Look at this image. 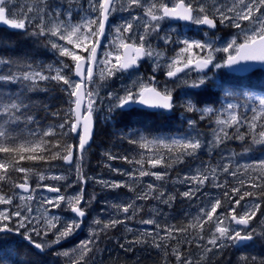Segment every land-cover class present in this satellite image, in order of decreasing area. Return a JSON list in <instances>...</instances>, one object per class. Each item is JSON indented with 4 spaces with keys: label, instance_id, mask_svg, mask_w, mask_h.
<instances>
[{
    "label": "snow or ice",
    "instance_id": "6c2138e0",
    "mask_svg": "<svg viewBox=\"0 0 264 264\" xmlns=\"http://www.w3.org/2000/svg\"><path fill=\"white\" fill-rule=\"evenodd\" d=\"M133 8L142 9L143 16L131 15L130 10ZM116 12H129L131 19L113 28L114 35L109 49L104 52V58L99 59L98 50L107 36L110 18ZM166 20L184 21L190 25L207 26L209 29L226 26L238 29L239 32L226 40L223 46L217 47L219 37L209 36L207 32L204 33L205 38L199 40L179 35L174 37L175 29L160 36L161 24ZM0 24L28 32L32 36L49 38L47 44L51 49L60 57L71 61L69 64L61 60L56 67L52 64H39L27 56H0V206H3L0 207V241L6 239V234L15 233L26 242L25 245H18V248H27L30 254L43 253L79 230L87 215L86 206L95 199V196L87 201L84 199V185L92 178L84 173L83 161L95 124L96 97L99 93L89 85L94 82L97 64L103 65L99 72L101 80L136 69L145 58H155L156 68H159L164 53L154 49L149 41L150 36L156 35L164 44L182 45L176 55L170 58V62L166 63L167 77L175 78L186 69L195 71L199 75L191 83L187 80L183 82L187 87L207 92L209 86H214L224 89L225 98H235V94L226 89L223 83L214 80V74L209 76L206 69L229 68L235 72H247L250 70L249 62L264 64V0H87V7L81 0H34L31 5H21L18 0H0ZM218 52L226 54L222 62L217 61ZM65 69L68 71L65 72ZM153 81L154 76L149 77L147 82L138 77L132 81L131 87L125 88L123 95L109 93V99L114 101L109 112L123 110L135 104L173 112L178 106L173 91L167 87L160 90ZM46 82L63 86L60 90L67 93L69 107L64 110L60 122L47 128L32 130L28 125L39 123L38 112L50 111V106L35 95L49 91L48 87H41ZM9 85L17 86L18 90H10ZM199 95L200 93H193L179 107L185 113H199L201 121L208 119L215 123L210 140L205 142L202 139V134L197 130V120L192 118L185 120L191 129L187 133L168 138H149L140 134L137 139H133L129 136V144L136 145L151 155L145 157L144 152H141L139 159L134 161L126 155H105L109 160L122 159L139 165L132 172H121L120 169L106 165L113 172L127 175L134 181L133 184L127 181L97 182L105 188H128L129 191L136 192L135 182L141 181L143 177L151 176L156 181H165L169 176L168 171L147 170L145 164L153 169H172L175 165L183 164L188 157H197L201 150L206 149L211 155L215 149L232 139L246 144L241 153L233 152V157L250 153L255 150V146H264V95L247 94L245 105L227 102L220 109L212 106L198 107L201 101L196 97ZM248 105H252L250 109ZM242 107L245 112L251 111L250 118L240 111ZM51 115L60 117V111L51 112ZM21 125L24 126L23 130ZM245 126L247 131L241 132L240 129ZM229 129L235 131L230 132ZM73 136L76 143L69 142ZM53 161L74 166V183L80 185L75 194L64 195L61 194V186L41 183L46 180L68 181L65 174H50V169L41 170L37 167L51 165ZM29 164L31 166H26ZM13 173L22 175L14 178ZM221 174L233 177L236 183L231 184L227 179L221 182ZM33 177L36 178L34 185ZM243 177H247V180ZM173 183L188 185L187 190L179 195L189 200L196 197L209 183L223 191L220 196L206 201L186 226H165L162 229L164 235H160L161 225L154 218L141 219V224L154 225V230L145 229L134 241L128 243L147 244V237H151L152 246L161 249L165 257L171 254L175 257L176 264H193V260L181 251L180 241L174 233L187 234L192 229L194 239L204 241L203 233L207 231L206 244H197V247L203 248L204 253L231 246L247 247L258 237L264 239V222L259 232L254 227L250 228L264 202V159L243 165L237 163L235 170L231 158L228 163L216 166L202 162L193 174L178 177ZM4 184L10 185L9 190H4ZM63 187L66 191L73 187V183H66ZM15 189L21 191L17 192ZM38 189L55 195L41 196L39 207L34 209L33 202ZM135 199H156L171 206L176 196L168 194L165 198L162 186L148 183L146 189L137 192ZM16 200L20 203H15ZM62 205L77 218L62 221L60 216L49 214L51 209H60ZM111 207L125 214L130 213L125 216V220L132 219L143 211L135 201L115 203ZM125 220L112 218L104 222L94 219L92 223L102 227L98 230L90 228L89 239L81 241L70 251L55 254L69 257L70 264H83L99 235L124 224ZM50 234V240L44 239ZM172 240H177V245H171ZM120 246L123 248L124 244ZM15 256L14 249L0 243V264H32L31 260L21 261ZM241 261L243 264H264V257L243 255ZM165 264L168 262L165 261ZM196 264H200V261Z\"/></svg>",
    "mask_w": 264,
    "mask_h": 264
},
{
    "label": "rangeland",
    "instance_id": "374dc122",
    "mask_svg": "<svg viewBox=\"0 0 264 264\" xmlns=\"http://www.w3.org/2000/svg\"><path fill=\"white\" fill-rule=\"evenodd\" d=\"M18 2L21 5H25V4L31 5L32 3H34V0H18ZM209 2H211V0H209ZM225 2H230V0H225ZM230 37L231 36H228L227 39H230ZM216 46L221 47L223 46V44H221L218 41ZM222 54L223 52L216 53V58H218V61H219V57H221ZM66 63L71 64V62H66ZM52 65L56 67L59 66V64L55 62L52 63ZM99 65L103 66L102 64H99ZM67 71L68 70L65 69V72ZM98 76L99 77L94 80L90 88L98 91L99 93V95L96 97L95 108L97 110L94 113V119L97 121L98 127H100V125L104 126L105 124L107 126L109 117H112V112H109V107L111 104L114 103V101L109 99V93H113L114 95H123L125 88L131 87L132 81L136 80L138 77L137 78L135 77L122 78V77L116 76V77H111V78L101 80L100 75ZM246 95L247 94H241V97L244 99V102L246 101L245 99ZM183 97L184 96L182 94L181 98ZM227 102H235V101H229L227 99H224L223 104ZM221 105L218 106L216 109H220ZM251 106L252 105H248L249 109ZM241 110L242 108L240 109V111ZM190 114L195 116L194 115L195 113H190ZM142 135H145V134H142ZM172 136H176V135L161 134V135H152V136H149V138H152V137L168 138ZM204 138L205 136L202 137V139ZM101 145L102 144L99 145L100 147L99 146L96 147V145L94 144L92 149H89L84 154L83 171L88 177L92 178L88 180V183L86 185H84V188H85L84 199L87 201L90 199V197L95 196V199L91 201V204L86 206L88 218L84 220L83 226L79 230H77L73 235L68 237L66 240H63L59 245H54L52 248L46 249V251H50L51 253L53 252V250L62 248V246H65L66 244L70 242H75V241L76 243L73 246L66 247V249L60 250V252L65 251V250L70 251L73 248H76L80 244L81 241H85L90 238V228H97L98 230L100 227H102V225L100 226L94 225L92 223L94 219H100L104 222H107L109 219H112V218L125 220V216L130 215V213L125 214L111 207V205L115 203H126V202L135 201V204L138 207H142L143 211H141L134 218L125 220L124 224L117 225L115 228L108 229L105 231V233H101L99 235V238L96 240V243L91 246L93 250L85 257L83 264H134L133 262H138V260H140L139 258L140 256L139 257L137 256L141 254L142 252L155 251L157 253H160L162 251L161 249H157L152 246L151 237H147L149 241L147 244L128 243L129 241H134L140 235L141 231L145 229L150 230V231L154 230L155 228L154 225H143L139 222L141 219L154 218L157 221V223L161 225V230H159L160 235H164V232L162 229L165 226L173 225L178 220L188 223L193 217L197 215V213L199 212V208L202 207L206 201L210 199H214L215 197L219 196L218 191L220 189L213 187L212 184L209 183L204 186V188L201 190L200 193H197L196 197L189 200L179 195L180 192L187 190L188 185L180 184V183H173V181L176 180L178 177L182 178L185 175L193 174L195 169L201 166L202 162L206 164H211L212 166H216L217 164H220V163H228L229 159L231 158L233 169L235 170V165L237 163L243 165V163L246 162L249 158L248 153L242 156L236 155L235 157H233L232 154L234 151L232 150L222 151L221 149L217 148L211 153V155L208 154L206 149L201 150L198 156H200V154H203L204 157L200 156L198 159H195V157H188L185 159V162L183 164L175 165L172 169H165L163 167H157L153 169L151 168L150 165L145 164V168L147 170L159 171V172L168 171L169 176L165 179V181H156L154 177H151V176L143 177L141 181L135 182L137 185L136 192L129 191L128 188H126L127 191L122 192L120 191V188L118 189L105 188L100 183L97 182L100 180H104L108 182L123 181V179H115L113 174L109 172H106V175L104 176L101 173H97V174L93 173V171L98 170V167L91 164V158L105 156V158L108 159V156L105 155V153L111 152V150H109L108 147H105V150H106L105 152L103 149H101ZM113 148L115 147L113 146ZM143 152L145 154V157H148L151 155V153H148L144 149H143ZM200 158H203L204 160L202 161ZM108 162H111V160L108 159ZM138 168H139V165L135 166L131 170V172L135 171ZM68 169H71V171H67ZM89 170H91V172H89ZM50 174H55V175L65 174L68 176L69 179L68 181H61V182L46 180L41 183L56 184L58 186H61V194H64V195H73L79 190L80 185L78 183H74L75 175H76L74 166L68 167L65 165L64 168L62 167L61 168L60 167L51 168ZM124 176L127 179L126 181L129 184H131L130 180L132 182V179H130L127 175H124ZM223 178H226L225 174H221V177H220L221 181L223 180ZM35 182H36V178L33 177L32 178L33 185L35 184ZM66 183H73V187L67 188V190L65 191L63 185ZM148 183H153L154 185L162 186L165 191V198L167 197L168 194L175 195L176 199L173 202H171V206H169L168 204H164L160 200H156V199L136 200L135 197H136L137 192L146 189V186ZM15 191L20 192L18 189H16ZM53 195L55 194L48 193L46 190H43V189H38L36 192V200L33 202L34 209L39 207V200L41 196H53ZM15 203H20V201L16 200ZM0 207H3V206H0ZM225 207H227V205H225ZM65 209H66V206L62 205L60 209H51L49 214L60 216L62 221L69 219V218H72V219L77 218L75 217V214ZM153 209H155V211H152ZM253 222L255 223L253 227L257 229V232L261 231L262 222H264V214L262 216H258V213H257V217L256 219L252 221V223ZM123 225L128 229H132V231L130 232L127 230H126L127 232L117 231L116 235H114L113 237L112 236L109 237V235H107L109 232L113 234L115 229H118L119 226L122 227ZM203 234L205 236V240L204 241L197 240V244H201V245L206 244L208 232L205 231ZM189 235H190L189 237H191L193 240V237L195 236L194 230L190 229ZM51 238L52 237L50 234L49 237H45L44 239L50 240ZM37 239L39 240L40 238H37ZM192 240H190L191 243H188L187 247H190L192 245L193 243ZM258 240H260L259 237L255 239L254 244L250 242L248 246H253V245L255 246V244L256 245L259 244ZM121 244H124L123 248L120 246ZM197 244L194 247V249L192 248L193 251L188 253V251L190 250L189 249L187 250V254L185 255L186 257H190L193 260V264H196L197 261H200V264H206L207 262L214 260L218 256V254H215V253H218L219 251L214 250L211 253H204L203 248L197 247ZM208 247H211V246L208 245ZM229 249L232 250L231 253H236V254L239 253V251H237L238 247H235V246L226 247L222 250L228 251ZM247 249H251V248H247ZM202 254L204 257L203 259H202ZM239 254L235 256V260H232L229 263H227V261L226 262L223 261L221 264H232V262H234L233 264H238L237 257L239 256ZM75 255H78V253ZM57 258H62L65 261L64 264H70L69 257L58 256L56 254L55 255L52 254L51 264H53V259H57ZM172 258L176 264L175 257L173 256Z\"/></svg>",
    "mask_w": 264,
    "mask_h": 264
},
{
    "label": "trees",
    "instance_id": "16d2710c",
    "mask_svg": "<svg viewBox=\"0 0 264 264\" xmlns=\"http://www.w3.org/2000/svg\"><path fill=\"white\" fill-rule=\"evenodd\" d=\"M30 31V30H29ZM45 53H46V47L43 41L42 37L32 36L28 32L18 31L13 32L6 28L0 27V56H11V57H30L34 61H36L39 64L46 65L45 60ZM240 80V79H238ZM246 82L249 86L247 89L238 88L237 86H230L229 88L232 89V92L235 94V98L233 97H227L225 98V93H221L222 89L216 88L214 86H211V89L214 91H210L208 88L207 92H200V95L196 98L201 101V103H204L205 105H211L214 108H217L222 104L224 99H227L229 101H235L242 105L246 104V101L244 102V99L241 97V94L243 91L247 92H253L254 95H264V74L256 73L251 78H245L241 80V82ZM244 85V84H243ZM48 87V92H38L35 95L38 97V99L41 102L47 103L50 106L49 112H44L43 110L39 111L37 114V120L38 124H30L28 125V128L32 130H39L43 128H47L49 125L58 123L61 120V117L64 115V110H66L69 107L68 100L69 97L66 92L61 91L62 85H56L55 82H47L42 83L41 87ZM10 90H18L17 86L15 85H9L8 86ZM243 89V90H242ZM217 90V91H216ZM240 94V95H239ZM244 102V103H243ZM201 103L198 105V107L201 106ZM242 107L241 112L247 115L249 118L251 117L252 113L251 111L245 112V110ZM54 111H60V117L51 115V112ZM195 116L192 118L197 120V130L202 134V137L205 136L204 140H210L212 136V129L216 127L214 122H210V120L205 119L201 121L199 119V114L195 113ZM175 115H166V114H159L156 116H149L147 112H142L139 110L134 111H121L118 110L115 116L109 117L108 124L100 125L97 129V135L95 137V145L96 147L101 145V149H103L105 152V147H108L109 150H111V154L116 156H128L130 160L139 159L140 153L143 152V149L139 150V147L133 144H129L127 137L131 136L133 139H137L138 135L145 134V135H161V134H171L178 131H181L182 129H185L182 133L190 132L191 130H188L187 127L184 125V123L181 122L179 118H176ZM160 119V120H157ZM214 117L212 118V121H214ZM23 130V125L20 126ZM230 132H234V129H229ZM241 132H246L247 127H242L240 129ZM69 142L76 143V139L73 136L69 139ZM234 142V143H233ZM100 143V144H99ZM113 146L115 148H113ZM246 146V144H242L240 141L232 139L225 142V144L221 145L219 149L223 150H232L236 152L237 154L241 153L243 151V147ZM100 147V146H99ZM249 158L246 162L243 164H249L256 162L260 159H264V146H255V150L248 153ZM201 157H204L203 154H200ZM200 156L195 157V159H198ZM0 158H2V154H0ZM202 161L203 158H200ZM91 164L98 167V170L93 171V173H101L106 175V172L112 173L115 179H123V181H126V177L124 175H121L117 172H113L109 167H106V165H111L112 168L120 169L121 172H131V170L138 166L135 163H128L122 159H116L111 160V162H108V159L104 157H92L91 158ZM26 166H31L26 165ZM37 167L41 168V170L44 169H51L56 167H65V164L62 161H53L51 165H37ZM234 170V169H233ZM91 172V170H89ZM22 174L19 173H13L14 178L19 177ZM226 178L231 184H235L236 180L225 174ZM245 180H247V177H243ZM222 180V181H223ZM221 181V182H222ZM133 180L130 183L133 184ZM5 191L9 190L10 185L4 184L2 185ZM16 190V189H15ZM251 191H257L253 189H249ZM120 191H127L126 188H120ZM222 189L218 191L219 196L222 194ZM244 203V202H242ZM227 205V204H226ZM264 214V202H262L261 210L258 212V216H262ZM253 224H255L253 222ZM173 225L177 227L186 226L187 222L178 220ZM128 228H126L124 225L121 227L119 226L118 229H115L113 234L110 232L107 234L109 237H113L116 235L117 231H124L127 232ZM190 229L187 234H179L174 233V235L177 236V240L180 241L179 247L181 251L184 252V254L193 251L194 247L197 244V240H193L191 237H189ZM106 239V238H105ZM258 240L259 244H255V246H241L238 247L237 251H239L238 258V264H243V261H241V256H256L257 258L264 257V239L259 238ZM177 240L170 241V244L175 246L177 245ZM192 240L193 243L190 247H187L188 243L185 241ZM195 240V242H194ZM2 244L11 247L15 250L16 256L14 258H17L21 261H27L31 260L32 264H51L52 260L49 259V262L46 258V256H42L39 254H30L28 252L27 248H18V245H25L26 242L23 241V238L21 236L17 237L16 240H8V236H6V239L1 241ZM254 244V241L251 242ZM257 243V242H256ZM107 244V242H106ZM193 248V249H192ZM251 248V249H247ZM231 249L228 251L226 250H220L217 254L218 256L211 260L210 262H207L206 264H221L223 261L229 263L232 260H235V256L238 254L231 253ZM33 252H37L33 250ZM171 252V249H169V253ZM231 253V254H230ZM143 255V256H142ZM140 256V257H139ZM171 256V257H170ZM52 257V256H51ZM137 257L140 258L138 262H133L134 264H165V261L168 262V264H175L173 261V256L169 254L167 257L164 256L163 251L160 253H157L155 251L150 252H142ZM229 258V259H228ZM65 261L62 258L53 259V264H64ZM234 262H232L233 264Z\"/></svg>",
    "mask_w": 264,
    "mask_h": 264
},
{
    "label": "flooded vegetation",
    "instance_id": "af4514ba",
    "mask_svg": "<svg viewBox=\"0 0 264 264\" xmlns=\"http://www.w3.org/2000/svg\"><path fill=\"white\" fill-rule=\"evenodd\" d=\"M81 3H83L84 6L87 7V0H81ZM130 11H131V15L143 16V10L140 8H133ZM77 19H78V17H77ZM130 19H131V16H130L129 12H116L113 15V17L110 18L109 27L106 30L107 36L105 39L102 40L101 47L98 50V58L99 59H103L104 52L109 49L110 41L112 40L113 35H114L113 28L116 25L122 24L125 20H130ZM161 27H162V31L159 33L160 36H163L166 32H170L172 29H175L176 31L173 33L174 37L176 35H179L181 37H189L192 39H198L199 40V39H204L205 38L204 33L207 32L209 34V36L214 35V37H219L217 42L219 41L221 44H223L226 40H228L227 39L228 36L232 37L233 35H236L239 31L238 29L226 27V26H218L217 29H209V28H207V26H195V25H190L184 21H169V20L162 22ZM140 30L142 31V28ZM134 31H135V29H134ZM42 38H43V41H44V44L46 47L45 60H46L47 65L52 64L54 62L59 64V61H61V60H64L65 62H71L67 58L60 57L58 55V53H56L53 49H51L50 45L47 44V39H49V38H46V37H42ZM52 39H54V38H52ZM149 41L152 44L154 49H156L157 51H162L164 53V58L162 60H160L161 66L159 68H156L155 58H153V59L145 58V59L140 61V65L138 68L130 70L129 72H125V73H117L113 77H116V76H119L122 78H128V77L137 78V77H139V78L143 79L145 82H147L149 80V77L154 76L155 81H153V83L160 90H163L165 87H167L168 89H171L173 91V97H174V100L178 106L173 112H167V111L162 110V109L157 110V111H152L150 109H141L138 107H133L129 110L116 109L114 112H112V116H115V114L117 113L118 110H121V111L139 110L142 112H147L149 116H156L159 114H166V115L172 116V115L176 114V116H177L176 118H179L181 120V122L184 123V125L187 127V129L191 130V129H189L185 120H186V118H192L193 115L190 113H185L184 110L181 107H179V105L184 103L185 100L191 98V95L193 93L202 92L200 89H191L183 83L185 80H187L189 83H191V81L193 79H195L199 74L195 71L186 69L184 72L178 73L177 77H175V78L167 77V75H166V72H167L166 63L170 62V58L176 55V52L179 51V48L182 47V45H177V44H172V43L164 44L163 40L159 39V37L156 35L150 36ZM225 57H226V54L223 53L221 55V57H219V62H222ZM217 61H218V58H217ZM102 67L103 66H100L99 64H97V66L95 68V72H96L95 79L99 77L98 75H99L100 69ZM154 68H156L155 71H153ZM206 72H208L209 76H213V74H214V76H213L214 80H217V81H220L221 83H223L225 88L229 89L230 91H232V89L229 88L230 86H237V85H238V88H243V89L246 88L247 89V87H251V86H249L244 81L241 82V80H243L245 78H251L256 73L264 74V71L256 70L252 73L241 76V75L229 73L226 70V68H221V69L211 68L210 70L208 69ZM73 78H75V77H73ZM75 79H77V78H75ZM238 79H240V80H238ZM90 86L91 85H89V87ZM209 89H210V91H214L211 89V86H209ZM223 91H224V89H222L221 93H223ZM182 94L184 96L183 98H181ZM242 94H253L254 95L253 92H247V91H243ZM223 103H224V101L222 102V104ZM204 106H211V105H205L204 103H201L200 107H204ZM157 120H160V119H157ZM95 123H96V134L94 136V140H93L91 147L86 149L85 153L89 149H92L93 145L95 144V137L97 135V129H98V124H97L96 120H95ZM184 131H185V129H182L181 131L171 133L169 135L182 134V132H184ZM87 218H88V216H87ZM83 224H84V222H83ZM83 224H82V226H83ZM253 225L254 224L251 222L250 228H252ZM6 236H8V240L9 239L10 240H16L17 237H19V235L15 234V233L6 234ZM0 243H1V241H0ZM75 243H76V241L70 242V243L66 244L65 246H62V248L53 250V252H51V253L53 255H55L56 252H60V250L66 249V247L73 246ZM35 251H37V250H35ZM51 253H50V251H45L43 253H39V255L46 256L47 260H49V259H51V256H52ZM215 254H217V253H215Z\"/></svg>",
    "mask_w": 264,
    "mask_h": 264
},
{
    "label": "water",
    "instance_id": "95a60500",
    "mask_svg": "<svg viewBox=\"0 0 264 264\" xmlns=\"http://www.w3.org/2000/svg\"><path fill=\"white\" fill-rule=\"evenodd\" d=\"M0 27H2V28H6V29H8V30H10V31H13V32H18V31H20V30H15V29H11L10 27H8V26H5V25H2V24H0ZM102 43V42H101ZM249 66H250V70L249 71H247V72H235V71H233V70H231V69H229V68H226V70L229 72V73H232V74H236V75H246V74H249V73H252V72H254V71H256V70H262V71H264V64H262V63H260V62H249ZM208 69H206L205 71H207ZM133 107H138V108H141V109H150V110H152V111H157V110H161V109H152V108H147V107H145V106H143V105H139V104H135V105H131V106H128V107H126L125 109H123V110H129V109H131V108H133ZM95 134H96V123L94 124V128H93V134H92V138H91V140L89 141V145L86 147V149H88V148H90L91 147V145H92V143H93V140H94V136H95ZM66 165V164H65ZM68 167H70V165H67ZM19 190V189H18ZM19 191H21V190H19ZM86 218H87V215H86V217L84 218V220H86ZM235 226V225H234ZM237 227V226H236ZM241 246H243V245H241ZM38 251V250H37Z\"/></svg>",
    "mask_w": 264,
    "mask_h": 264
}]
</instances>
